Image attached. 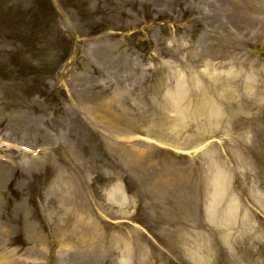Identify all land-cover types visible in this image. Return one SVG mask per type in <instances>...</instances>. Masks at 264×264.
<instances>
[{
    "label": "rangeland",
    "instance_id": "374dc122",
    "mask_svg": "<svg viewBox=\"0 0 264 264\" xmlns=\"http://www.w3.org/2000/svg\"><path fill=\"white\" fill-rule=\"evenodd\" d=\"M256 48L264 0H0V252L264 264Z\"/></svg>",
    "mask_w": 264,
    "mask_h": 264
},
{
    "label": "bare ground",
    "instance_id": "6f19581e",
    "mask_svg": "<svg viewBox=\"0 0 264 264\" xmlns=\"http://www.w3.org/2000/svg\"><path fill=\"white\" fill-rule=\"evenodd\" d=\"M81 208L82 207H79L77 209H81ZM63 210L66 211L65 208H63ZM77 220H80L81 224L85 221V219L84 218H81V217H78ZM70 223H72V222H70ZM64 224L66 226H68L69 225V222H65ZM33 229L34 228H31L30 231L33 232ZM7 230H8V225H6V223L4 221H2L1 216H0V234L6 233ZM95 231L96 230L93 229L92 233H94ZM92 233H90V234H92ZM61 238L62 239L64 238L63 235H62ZM31 242L33 243V241H31ZM0 264H18V263H17V259L15 257H13L12 254H6L5 252H3V253L0 252Z\"/></svg>",
    "mask_w": 264,
    "mask_h": 264
}]
</instances>
